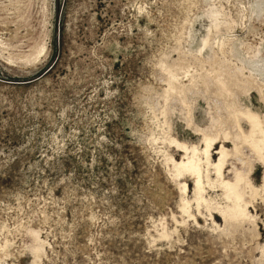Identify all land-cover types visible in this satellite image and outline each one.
Segmentation results:
<instances>
[{
  "label": "rangeland",
  "instance_id": "1",
  "mask_svg": "<svg viewBox=\"0 0 264 264\" xmlns=\"http://www.w3.org/2000/svg\"><path fill=\"white\" fill-rule=\"evenodd\" d=\"M225 70L264 119V0H0V264H264Z\"/></svg>",
  "mask_w": 264,
  "mask_h": 264
},
{
  "label": "bare ground",
  "instance_id": "2",
  "mask_svg": "<svg viewBox=\"0 0 264 264\" xmlns=\"http://www.w3.org/2000/svg\"><path fill=\"white\" fill-rule=\"evenodd\" d=\"M207 42V41H206ZM205 42V43H206ZM221 47V46H220ZM223 47H221L222 49ZM43 50V48H41ZM40 49V50H41ZM38 50V52L40 51ZM224 49H222L223 51ZM42 52V51H40ZM39 52V53H40ZM38 55V54H37ZM36 55V56H37ZM35 56V57H36ZM224 77L221 79H216L215 81V92L213 93L215 97L219 98L223 105L225 106V109L227 111V123H231L232 125H234L238 132L239 135L242 137V143L240 144H236L235 146V150H234V155H236L240 160H242V162L247 166L248 169V173L249 170L252 168V164L249 163L246 160V157L242 154L241 151V146L242 144L246 143L247 137L252 136L254 133L259 132L262 135H264V119L261 118L257 113H255L254 111H252L251 109L242 107L240 105V102L238 101V98H236L235 93H234V87L235 86H240L241 84V89L244 91H248L250 89V87H256L257 89H259L261 86H255V81H251V80H247L246 83H241L240 80L236 77H234V75H232L228 70H225L224 72ZM237 87V88H238ZM261 90V89H260ZM245 93V92H244ZM213 102V101H212ZM190 111L188 110V113ZM218 113V112H217ZM215 116V115H214ZM190 120V119H188ZM241 121H246V123H248L249 127H250V131L249 134L246 135L245 131L243 130L242 126H241ZM230 124V125H231ZM198 130V129H197ZM207 131V130H206ZM206 131H203V136L206 140L207 143V149L206 151H208V147L210 145V140H213V138H209V135ZM202 133V132H201ZM213 135V134H212ZM232 135V134H231ZM261 135V136H262ZM211 136V135H210ZM235 138V137H234ZM240 138V137H239ZM236 139V138H235ZM231 140V139H230ZM259 140V139H258ZM204 141V140H203ZM212 142V141H211ZM237 142V141H236ZM213 143V142H212ZM206 145V144H205ZM225 152V151H224ZM206 154V153H205ZM226 154V153H225ZM257 154H259L257 152ZM233 155V154H232ZM193 156V155H192ZM259 156L264 160V155H260ZM223 157V156H222ZM205 158V157H204ZM260 158V159H261ZM207 159H209V157H207ZM225 159V158H224ZM192 160V159H190ZM198 161V160H197ZM205 161V160H204ZM222 161V160H221ZM185 162V161H184ZM211 162V161H210ZM186 164V163H185ZM204 164V163H203ZM243 164V167H244ZM219 165V164H218ZM216 168V167H215ZM246 169V168H245ZM219 173L221 174L222 170H221V165L218 166V170ZM238 174V178L239 180L243 179V176L245 174H243L242 172L237 173ZM205 175V174H204ZM209 175V174H208ZM196 178V177H195ZM198 178V177H197ZM198 183H200V180H197ZM225 181V180H224ZM232 184V183H231ZM223 185V183H222ZM225 185L227 186H231L229 181H225ZM252 186V185H251ZM222 187V186H221ZM233 188V187H232ZM233 190V189H232ZM196 191V190H195ZM197 193V192H196ZM197 195V194H196ZM199 195V194H198ZM239 195V194H237ZM227 196V195H226ZM236 196V195H235ZM237 197V196H236ZM236 204V203H235ZM239 205V204H238ZM237 205V206H238ZM228 206V205H227ZM233 206V205H232ZM236 206V207H237ZM235 207V206H233ZM233 209V208H232ZM236 211L241 214L243 211L242 209L239 207L236 209ZM227 214V213H226Z\"/></svg>",
  "mask_w": 264,
  "mask_h": 264
}]
</instances>
